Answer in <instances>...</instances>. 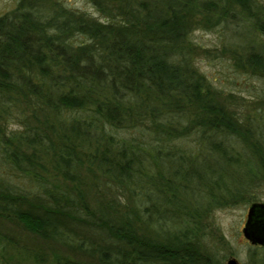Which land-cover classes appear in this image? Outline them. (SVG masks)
<instances>
[{"label":"trees","instance_id":"obj_1","mask_svg":"<svg viewBox=\"0 0 264 264\" xmlns=\"http://www.w3.org/2000/svg\"><path fill=\"white\" fill-rule=\"evenodd\" d=\"M88 1L103 18L0 12V264H217L200 222L260 199L264 96L238 104L191 34L231 30L222 53L264 78V3Z\"/></svg>","mask_w":264,"mask_h":264},{"label":"rangeland","instance_id":"obj_2","mask_svg":"<svg viewBox=\"0 0 264 264\" xmlns=\"http://www.w3.org/2000/svg\"><path fill=\"white\" fill-rule=\"evenodd\" d=\"M67 3L81 10L103 18L100 12L88 0H66ZM264 3V0H261ZM16 0H0V12L3 13L13 8ZM192 38L196 43L210 48L216 56H207L205 52L197 54L195 64L198 69L211 79L217 86L223 87L225 92L232 91L233 96L242 107L252 105L256 99L264 96V78L247 71L235 70L228 45L234 44L235 37L231 30L221 26L214 29L197 28L192 31ZM241 36L239 37L240 40ZM188 143H194L188 141ZM201 196V195H200ZM205 200L204 196L197 197ZM264 202V190L260 199ZM195 202V201H194ZM251 203H239L235 205H217L206 214L200 222L203 233V243L211 249L217 258V264H227L230 257H236L241 264H254L250 254L255 251L257 256L264 253V249L252 244L243 233V226L247 218L248 208ZM1 225V223H0ZM9 228H15L12 222H6ZM173 227V224H169Z\"/></svg>","mask_w":264,"mask_h":264},{"label":"water","instance_id":"obj_3","mask_svg":"<svg viewBox=\"0 0 264 264\" xmlns=\"http://www.w3.org/2000/svg\"><path fill=\"white\" fill-rule=\"evenodd\" d=\"M242 230L252 244L264 246V202L255 201L250 204ZM227 264L241 263L232 256L228 259Z\"/></svg>","mask_w":264,"mask_h":264}]
</instances>
